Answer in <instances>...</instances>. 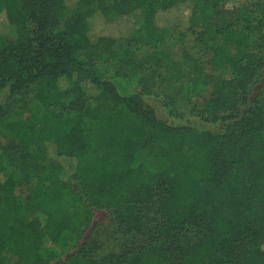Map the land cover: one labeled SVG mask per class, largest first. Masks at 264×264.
<instances>
[{
	"label": "trees",
	"instance_id": "trees-1",
	"mask_svg": "<svg viewBox=\"0 0 264 264\" xmlns=\"http://www.w3.org/2000/svg\"><path fill=\"white\" fill-rule=\"evenodd\" d=\"M78 5L91 16L63 19ZM182 6L186 28H170L198 86H214L198 111L213 129L158 117L150 102L160 57L132 53L157 45L166 29L157 16ZM134 13L139 24L125 38L91 32L93 19ZM1 22L14 36L0 34V95L30 99L33 110L19 119L0 103V133L12 136L0 140V264H50L57 255L44 242L66 237L78 244L56 264H264V0H0ZM120 41L125 91L102 71ZM117 112L148 137L97 151L100 127ZM141 154L164 168L150 170ZM94 211L133 243L102 255L103 243L81 242Z\"/></svg>",
	"mask_w": 264,
	"mask_h": 264
},
{
	"label": "rangeland",
	"instance_id": "rangeland-1",
	"mask_svg": "<svg viewBox=\"0 0 264 264\" xmlns=\"http://www.w3.org/2000/svg\"><path fill=\"white\" fill-rule=\"evenodd\" d=\"M223 1L226 6H233L240 2V0ZM92 12L88 7L78 5L69 9L64 14L63 19L74 18L77 15L90 17ZM189 14L190 6L179 7L169 14L160 13L157 16L156 24L158 27L166 28L161 41L157 45L142 46L135 51L133 50L132 53L137 59L144 55L148 56L150 53H157L160 57L159 76L156 80L157 96L150 102L158 117L176 125L191 124L200 129H213V126L199 120L198 111L204 109L207 102L214 96V86L211 82L205 83L203 87L198 86L196 74L190 70L189 64L183 59L181 45L170 28L171 25H178V27L185 29ZM1 23L0 34L4 33L7 37H13L14 31L8 29L5 22ZM138 24L139 15L134 13L126 20L113 24H106L102 19H93L90 28L92 34L98 37L120 39L127 37L130 31L136 28ZM193 37V34L185 33L187 41H192ZM113 52L117 60L102 71L106 77L113 79L119 88L125 91L130 71L126 66V61L129 58L126 55L127 50L123 42L117 43L113 47ZM263 80L264 72L260 83ZM0 103L5 104L19 119H24L29 111L33 110L30 99L26 98L23 103L19 102L18 99H9L4 93L0 95ZM166 105H169V107ZM169 108H171L172 114L169 112ZM148 135L149 132L145 128L135 123L125 113L117 112L110 117V123L100 127L94 148L97 151H119L120 143L123 139L131 137L143 141ZM11 139L12 136L8 132L0 133L2 143H6ZM138 160L152 171L164 168L163 161L149 159L143 154L138 157ZM11 172L12 170L9 169L1 178L4 179ZM26 191V188L20 187L16 189V194L20 198H24ZM115 231H117V228L111 221L108 212L94 211L92 219L83 231L81 242L85 238H89L103 243L102 255L110 252L119 253L133 241L130 238L116 234ZM135 241H140V239L138 238ZM77 244V241L72 239V237H66L57 244L45 241L42 249L43 252L52 251L57 255V259L50 263L56 264L58 261L64 262L65 257L75 249Z\"/></svg>",
	"mask_w": 264,
	"mask_h": 264
}]
</instances>
